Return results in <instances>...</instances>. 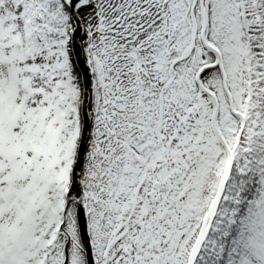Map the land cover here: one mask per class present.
<instances>
[{
    "label": "snow or ice",
    "instance_id": "1",
    "mask_svg": "<svg viewBox=\"0 0 264 264\" xmlns=\"http://www.w3.org/2000/svg\"><path fill=\"white\" fill-rule=\"evenodd\" d=\"M0 264H264V0H0Z\"/></svg>",
    "mask_w": 264,
    "mask_h": 264
}]
</instances>
